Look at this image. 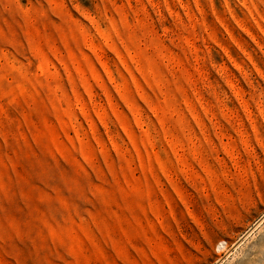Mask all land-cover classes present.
<instances>
[{"label":"rangeland","instance_id":"374dc122","mask_svg":"<svg viewBox=\"0 0 264 264\" xmlns=\"http://www.w3.org/2000/svg\"><path fill=\"white\" fill-rule=\"evenodd\" d=\"M0 264H264V0H0Z\"/></svg>","mask_w":264,"mask_h":264}]
</instances>
